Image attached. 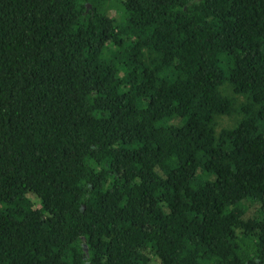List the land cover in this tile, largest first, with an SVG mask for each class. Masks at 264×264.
I'll return each instance as SVG.
<instances>
[{
    "label": "trees",
    "instance_id": "trees-1",
    "mask_svg": "<svg viewBox=\"0 0 264 264\" xmlns=\"http://www.w3.org/2000/svg\"><path fill=\"white\" fill-rule=\"evenodd\" d=\"M101 1L0 0V264H264V0Z\"/></svg>",
    "mask_w": 264,
    "mask_h": 264
},
{
    "label": "rangeland",
    "instance_id": "rangeland-1",
    "mask_svg": "<svg viewBox=\"0 0 264 264\" xmlns=\"http://www.w3.org/2000/svg\"><path fill=\"white\" fill-rule=\"evenodd\" d=\"M122 2H123V0H103V1L98 3L99 4L98 11H99V13L103 19L104 18L107 20L110 19L113 21V23L115 25H119L123 21ZM113 49L124 55L125 51H128L131 48L124 46V47H120V48L113 47ZM222 92L224 93L225 96L234 97L237 105H240L241 103L246 102V99L244 96H241V95L236 96L233 94L228 83H227V85H224ZM236 114H238V113H236ZM235 117L241 118V115L238 114V115H235ZM177 123H178L177 118H173L171 121H169V125H174ZM233 125H234L233 116L232 117L222 116V117L216 118V130H217V132H219L222 128L230 127ZM257 209H258L257 205L250 206L246 215L247 216L253 215V213Z\"/></svg>",
    "mask_w": 264,
    "mask_h": 264
}]
</instances>
